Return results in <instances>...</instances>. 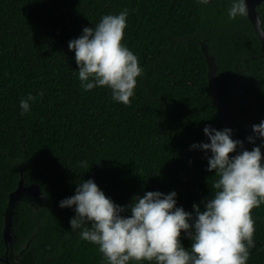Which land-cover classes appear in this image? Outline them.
<instances>
[{"label":"trees","instance_id":"trees-1","mask_svg":"<svg viewBox=\"0 0 264 264\" xmlns=\"http://www.w3.org/2000/svg\"><path fill=\"white\" fill-rule=\"evenodd\" d=\"M230 2L0 0V255L9 192L21 175L40 190L16 204L8 262L0 264H107L96 244L70 228L72 207L58 205L81 179L91 177L118 204L145 190L174 189L176 204L191 211L214 193L217 174L206 169L207 150L189 147L206 142L203 125L225 126L209 97L201 40L215 56V88L237 137L248 149L259 144L260 137H245L264 117V50L246 14L228 17ZM123 8L121 42L142 67L128 104L113 100L107 86L83 89L67 47L82 26ZM256 9L264 31V1ZM235 65L246 69L244 90L257 102L246 111L228 93ZM28 92L34 99L21 115L18 101ZM250 214L254 244L245 264H264V203ZM180 241L190 245L183 230Z\"/></svg>","mask_w":264,"mask_h":264},{"label":"clouds","instance_id":"clouds-1","mask_svg":"<svg viewBox=\"0 0 264 264\" xmlns=\"http://www.w3.org/2000/svg\"><path fill=\"white\" fill-rule=\"evenodd\" d=\"M246 12L245 0H231L227 9L230 19ZM127 15V8L102 14L94 26H82L80 34L67 41L80 86H107L111 98L124 104L130 103L135 78L142 73L137 56L121 42ZM36 95H43L42 90ZM33 99L31 92L20 97L21 115L29 111ZM251 130L247 141L261 139L248 149L239 138H231L230 127L203 125L206 142L194 141L189 147L207 150L206 169L215 171L217 178L212 182L214 193L202 199V206L193 202L191 211L176 204L174 189L145 190L131 203H115L91 177L76 183L73 193L59 199L58 205L72 207L70 228L96 244L107 264H127L130 259L155 264H245L254 244L250 209L264 203V117L252 123ZM125 209L128 214L122 215ZM181 230L190 239L188 247L181 244Z\"/></svg>","mask_w":264,"mask_h":264},{"label":"water","instance_id":"water-1","mask_svg":"<svg viewBox=\"0 0 264 264\" xmlns=\"http://www.w3.org/2000/svg\"><path fill=\"white\" fill-rule=\"evenodd\" d=\"M264 0H245L247 5V18L250 20L257 36L261 40L262 49L264 50V31L261 27V19L259 17L258 11L256 6H258ZM200 50L204 55L205 63L207 66L206 70V77L209 89V97L212 103L215 105L221 121L224 123L225 126L230 127L231 137L238 138L236 134V129L231 125L230 120L226 117V113L229 109L225 106V104L220 100L218 96V92L215 88V78H216V71H217V64L215 61V56L213 53L208 51V46L204 40L200 41ZM248 57H245L244 60L246 61ZM235 72L232 77V80L228 86V93L232 104L234 107L237 105L242 108V110L246 111V109H252L254 105L257 104L253 99L249 98L244 90V82L238 80V73L240 72L239 69L235 65ZM240 139V138H239ZM242 147L248 148L247 144L242 140ZM40 190L36 183H29L27 185L23 182V176L21 175L17 184V187L9 192L8 199L6 203V207L4 210L5 218H4V225L2 230V239L5 245L6 252L0 255V260L4 262H8L7 260V252L11 248L12 241H13V234L11 230V214L14 212V208L16 204L20 200H31L35 199L39 196ZM12 264V263H11ZM15 264V263H13Z\"/></svg>","mask_w":264,"mask_h":264},{"label":"flooded vegetation","instance_id":"flooded-vegetation-1","mask_svg":"<svg viewBox=\"0 0 264 264\" xmlns=\"http://www.w3.org/2000/svg\"><path fill=\"white\" fill-rule=\"evenodd\" d=\"M237 67V66H236ZM238 68V67H237ZM234 69H235V66H234ZM239 69V73H238V80L239 81H243L244 80V77H246V69L245 68H238ZM235 72V70H234ZM234 75V74H233ZM249 113V112H248ZM234 119V117H233Z\"/></svg>","mask_w":264,"mask_h":264}]
</instances>
